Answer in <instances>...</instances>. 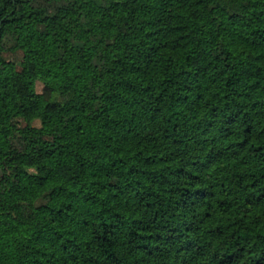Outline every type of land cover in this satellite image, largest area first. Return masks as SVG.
Masks as SVG:
<instances>
[{"label": "trees", "instance_id": "obj_1", "mask_svg": "<svg viewBox=\"0 0 264 264\" xmlns=\"http://www.w3.org/2000/svg\"><path fill=\"white\" fill-rule=\"evenodd\" d=\"M0 264H264V0H0Z\"/></svg>", "mask_w": 264, "mask_h": 264}, {"label": "rangeland", "instance_id": "obj_2", "mask_svg": "<svg viewBox=\"0 0 264 264\" xmlns=\"http://www.w3.org/2000/svg\"><path fill=\"white\" fill-rule=\"evenodd\" d=\"M30 59L35 60L36 55L34 53H31ZM27 89H28L29 93L33 95L35 92H40L42 90V86L39 83L34 84L33 81H30L27 83ZM35 124L38 125L39 122L35 121Z\"/></svg>", "mask_w": 264, "mask_h": 264}]
</instances>
